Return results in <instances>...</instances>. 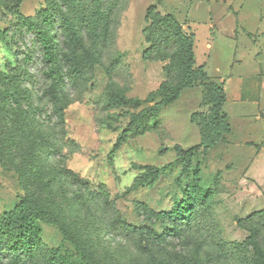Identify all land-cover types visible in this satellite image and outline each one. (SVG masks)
Returning a JSON list of instances; mask_svg holds the SVG:
<instances>
[{
    "label": "rangeland",
    "instance_id": "1",
    "mask_svg": "<svg viewBox=\"0 0 264 264\" xmlns=\"http://www.w3.org/2000/svg\"><path fill=\"white\" fill-rule=\"evenodd\" d=\"M151 6L194 37L193 69L201 67L207 82L225 94L229 132L208 151L198 147L189 171L184 154L199 146L211 109L200 82L147 119L143 133L131 131L115 147L131 115L153 104L110 106V93L145 100L166 80L168 62L142 58ZM44 8L45 0H22L16 11L0 7V72L17 75L29 92L28 129L38 160L27 163L31 176L24 182L25 148H4L10 122L0 117V221L30 195L49 207L63 206L65 222L97 264H176L181 255L201 264H250L242 246L249 236L245 220L264 211V0H77L75 24L99 64L81 79L64 80L63 122L43 95L38 44L17 31V14L35 17ZM91 15H97V26H91ZM148 169L163 171L151 187L133 189ZM38 227L45 253L60 249L83 264L58 228ZM6 261L0 258V264Z\"/></svg>",
    "mask_w": 264,
    "mask_h": 264
},
{
    "label": "trees",
    "instance_id": "2",
    "mask_svg": "<svg viewBox=\"0 0 264 264\" xmlns=\"http://www.w3.org/2000/svg\"><path fill=\"white\" fill-rule=\"evenodd\" d=\"M22 0H0V7L16 11ZM77 0H45V8L35 17H25L17 14V31L23 37L30 34L39 46L42 60V76L46 82L43 95L53 104L55 113L60 122H63V112L68 102L62 103L61 95L64 80L76 81L81 79L87 71H92L99 64V59L82 40L75 24L77 17L75 10ZM91 26H97V15L90 16ZM146 27L143 30L144 41L148 48L142 58L151 62H168L163 68L166 80L158 90L150 93L145 100L129 99L111 92L108 98L110 106L139 108L144 104H153L151 107L132 114L128 127L118 138L115 147L125 142L131 131L143 133L144 122L147 119H156L161 110L176 102L182 92L200 82L205 96L211 103L210 115L205 125V132L199 146L192 147L185 152L183 167L191 170V161L198 147L208 151L220 141L223 134L229 132L227 118L223 114L225 94L214 83H208L202 68L194 66V37L184 33L182 26L171 16L161 15L151 6L145 16ZM61 41H57V37ZM27 59V57H24ZM117 64L114 62L113 65ZM28 90L20 78L13 73L0 72V117L10 122L7 130V142L4 148H25L24 163L20 169V178L28 182L31 173L27 171V163L34 165L38 162L37 145L31 137L30 112L27 107ZM157 99V102H155ZM175 150L181 155V148ZM163 169H148L147 172L136 178L133 189L149 188L162 173ZM72 174V173H71ZM193 182H200V169L195 166L192 171ZM63 206L49 207L30 195L22 197L15 207L2 215L0 221V258H6V264H74L71 257L60 249H52L49 253L43 250L38 223L53 225L58 228L64 241L68 242L81 258L83 264H97L93 253L87 244L76 236L70 225L64 220ZM165 218L164 214L156 215ZM259 220V224L253 223ZM249 236L243 243V249L250 254V264H264V211L249 216L246 220ZM237 225L245 228L243 221ZM139 234H150L149 231L133 229ZM176 264H201L197 257L178 256L174 258ZM154 264H169V260H155Z\"/></svg>",
    "mask_w": 264,
    "mask_h": 264
}]
</instances>
